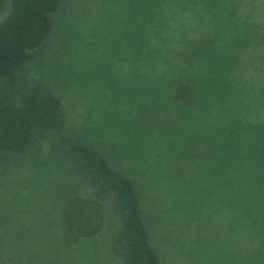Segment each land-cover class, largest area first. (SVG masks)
I'll return each mask as SVG.
<instances>
[{
  "label": "rangeland",
  "instance_id": "obj_1",
  "mask_svg": "<svg viewBox=\"0 0 264 264\" xmlns=\"http://www.w3.org/2000/svg\"><path fill=\"white\" fill-rule=\"evenodd\" d=\"M221 3L212 8L168 0L156 6V21L148 28L153 56L146 63L137 60L135 68L143 85L160 88L163 109H147L143 99L133 108L124 101L126 80L134 71L121 36L128 0H66L55 14L56 29L46 48L23 71L27 78L56 85L72 129L96 141L135 181L162 264H254L238 259L250 245L241 233L242 216L223 205L219 191V196L210 193L211 185L222 181V164L208 160L210 146L204 141L210 127L224 126V118L218 107L208 115L196 109L184 114L191 108L174 106L166 94L167 82L188 66L182 56L188 43L216 30V45L225 55L234 53L237 62L230 72L228 104L242 119L264 123V44L250 41L255 35H234L235 30L264 31V0ZM231 6L236 17L226 18ZM9 14L8 5L0 24ZM248 38L247 46L234 45L233 52L235 41ZM153 98L148 94L149 101ZM195 123L201 138L193 134ZM76 192L89 190L48 141L26 154L0 155V264H120L109 249L117 229L114 218L97 240L71 247L61 240L62 195Z\"/></svg>",
  "mask_w": 264,
  "mask_h": 264
},
{
  "label": "trees",
  "instance_id": "obj_2",
  "mask_svg": "<svg viewBox=\"0 0 264 264\" xmlns=\"http://www.w3.org/2000/svg\"><path fill=\"white\" fill-rule=\"evenodd\" d=\"M128 1L130 14L122 23L121 36L128 43L134 71L126 80L130 85L124 101L133 108L143 99L145 108L159 105L163 109L160 88L143 85V76L135 67L137 60L146 63L153 56L148 28L156 21V6L168 0ZM182 1L217 8L224 0ZM65 2L0 0V17L8 5L10 8L9 16L0 24V155L26 154L48 141L79 176L89 193L62 195L58 225L66 247L104 237L114 218L117 229L109 243L110 256L120 264H162L135 181L111 163L96 141L79 136L72 129L56 85L27 78L23 73L34 56L46 48L56 29L55 14ZM231 11H227L226 18L236 17ZM209 33L210 36L188 43L182 52L188 66L167 82L171 90L166 94L174 106L191 108L184 114L191 115L196 109L208 115L211 108L218 107L224 126H212L208 135L203 134L207 135L206 147L210 146L208 160L218 159L222 164V172L218 173L222 181L217 187L211 185L210 193L219 196L220 192L223 205L242 216L241 233L250 245L245 246V253L239 254L238 259L264 264V123L242 119L228 104V92L232 91L230 72L236 66V57L232 52L225 55L216 45L219 31ZM236 34H242L243 39L247 34L255 35L250 41L258 39L264 44V31L260 28L235 30ZM243 39L233 43V52L234 45L241 49L248 45L249 38ZM148 94L154 95L150 101ZM115 111L118 113L119 109ZM193 117L191 123L195 121ZM197 127L195 123L193 134L201 138ZM107 138L114 143L113 136Z\"/></svg>",
  "mask_w": 264,
  "mask_h": 264
}]
</instances>
